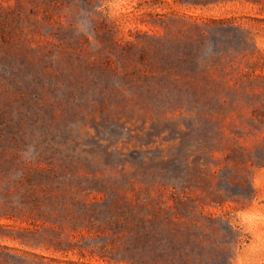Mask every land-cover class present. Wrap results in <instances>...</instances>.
<instances>
[{"label":"rangeland","instance_id":"374dc122","mask_svg":"<svg viewBox=\"0 0 264 264\" xmlns=\"http://www.w3.org/2000/svg\"><path fill=\"white\" fill-rule=\"evenodd\" d=\"M23 259L264 264V0H0V264Z\"/></svg>","mask_w":264,"mask_h":264},{"label":"trees","instance_id":"16d2710c","mask_svg":"<svg viewBox=\"0 0 264 264\" xmlns=\"http://www.w3.org/2000/svg\"><path fill=\"white\" fill-rule=\"evenodd\" d=\"M25 261V262H24ZM17 264H30V261L26 260V259H23V262L21 263H17Z\"/></svg>","mask_w":264,"mask_h":264}]
</instances>
